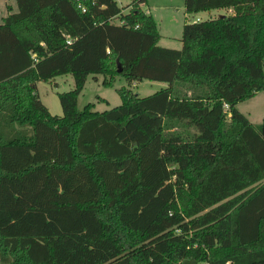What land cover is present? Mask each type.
I'll list each match as a JSON object with an SVG mask.
<instances>
[{
    "label": "trees",
    "instance_id": "16d2710c",
    "mask_svg": "<svg viewBox=\"0 0 264 264\" xmlns=\"http://www.w3.org/2000/svg\"><path fill=\"white\" fill-rule=\"evenodd\" d=\"M15 0L0 23V264H264V0H185L182 47L133 0ZM117 18L118 22L111 20ZM118 63L121 71H118ZM71 74L62 115L37 82ZM117 90L104 111L88 75Z\"/></svg>",
    "mask_w": 264,
    "mask_h": 264
},
{
    "label": "rangeland",
    "instance_id": "374dc122",
    "mask_svg": "<svg viewBox=\"0 0 264 264\" xmlns=\"http://www.w3.org/2000/svg\"><path fill=\"white\" fill-rule=\"evenodd\" d=\"M185 0H146L140 3V8L148 13L151 12L160 34L158 45L167 48L180 49L182 47V28L185 23L194 20L213 19L222 15L232 13L231 9L220 8L198 13L189 14L185 11ZM123 13H127L133 6V0H117ZM13 7L12 11L17 10L15 0H0V23L8 13L7 6ZM113 23L118 19L113 18ZM103 75H88L85 86L78 96V109L82 110L87 103H93L92 109L104 111L115 107L121 103L118 89L125 87L132 93L139 96H148L155 91L165 87L167 83L158 81L144 80L142 82L128 83L123 76H118L113 86L102 84ZM74 81L71 74L57 75L47 81L37 82V93L41 102L48 108L52 115H62V108L58 93L69 91L73 88ZM102 97L103 100L98 99ZM237 109L243 113L251 123L257 125L264 119V90L257 92L252 97L240 101L236 105Z\"/></svg>",
    "mask_w": 264,
    "mask_h": 264
},
{
    "label": "crops",
    "instance_id": "0c3cea01",
    "mask_svg": "<svg viewBox=\"0 0 264 264\" xmlns=\"http://www.w3.org/2000/svg\"><path fill=\"white\" fill-rule=\"evenodd\" d=\"M9 6V5H8ZM11 7V6H10ZM11 9L13 10V7H11ZM148 13H150L151 14V12H148ZM152 15V14H151ZM197 20H199V19H197ZM197 20H194V21H197ZM167 86V85H166ZM165 86V87H166ZM164 88V87H163ZM98 99H100V100H103V98L102 97H99Z\"/></svg>",
    "mask_w": 264,
    "mask_h": 264
},
{
    "label": "water",
    "instance_id": "95a60500",
    "mask_svg": "<svg viewBox=\"0 0 264 264\" xmlns=\"http://www.w3.org/2000/svg\"><path fill=\"white\" fill-rule=\"evenodd\" d=\"M118 71L120 72L121 71V67H120V64L118 63Z\"/></svg>",
    "mask_w": 264,
    "mask_h": 264
}]
</instances>
